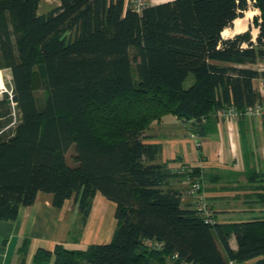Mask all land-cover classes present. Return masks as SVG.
Segmentation results:
<instances>
[{"label": "trees", "instance_id": "obj_1", "mask_svg": "<svg viewBox=\"0 0 264 264\" xmlns=\"http://www.w3.org/2000/svg\"><path fill=\"white\" fill-rule=\"evenodd\" d=\"M40 1L0 0V70L12 75L11 91L0 99V219H16L39 192L52 193L58 207L74 197L77 235L101 193L116 204L111 241L39 248L37 262L264 264V215L206 221L169 186L174 177L202 181L199 170L174 172L157 161L161 145L147 142L152 122L167 113L204 136L216 129L221 108L244 115L264 100L255 85L264 72L243 66L264 59V0H170L142 12L128 0H60L39 13ZM250 7L260 11L251 22L256 38L251 27L223 37ZM37 81L46 91L42 102ZM247 178L264 182V172L248 170ZM258 190L264 207V185ZM29 244L25 238L18 264Z\"/></svg>", "mask_w": 264, "mask_h": 264}, {"label": "crops", "instance_id": "obj_2", "mask_svg": "<svg viewBox=\"0 0 264 264\" xmlns=\"http://www.w3.org/2000/svg\"><path fill=\"white\" fill-rule=\"evenodd\" d=\"M165 1L170 0H148V4ZM243 66L264 72V59ZM255 85L264 99V78L256 79ZM215 125L213 132L199 136L189 121L169 114L152 122L147 142L161 145L157 161L166 163L174 172L184 165L199 170L203 194L217 223L227 225L263 216L264 207L256 199L257 191L250 188L254 182L249 181L247 172H264V115L219 118ZM189 184L187 176L174 177L169 182V186L181 191L184 205H193L187 194ZM115 210L116 204L98 193L82 232L72 239L70 232L80 228L75 198L58 207L53 204L52 193L39 192L33 204L20 207L16 219H0V264H18L19 248L25 238L30 241L25 264H53L54 258L37 262L35 255L39 248L53 250L58 243L85 249L92 243L109 242L117 225ZM229 244L233 250L238 247L234 233ZM254 262L252 259L248 263Z\"/></svg>", "mask_w": 264, "mask_h": 264}, {"label": "rangeland", "instance_id": "obj_3", "mask_svg": "<svg viewBox=\"0 0 264 264\" xmlns=\"http://www.w3.org/2000/svg\"><path fill=\"white\" fill-rule=\"evenodd\" d=\"M59 2H60V0H41L40 3H39V13H46V12H48L53 7L57 6V4H59ZM258 14H260V11L258 9H254L253 7H250L244 13V16L241 17L242 20H243V22L246 24V29L245 30H247L248 28L251 27V31H252V34H253V37L254 38H256V36H257V34L259 32V29L254 24L251 25V22H252V19H253L254 15H258ZM234 27H235V25L233 23V25L231 27H229L230 28L229 29V32L227 34H225L223 37H225V38L232 37L235 33H238V32H234V29H235ZM1 80H2V82H1ZM193 81H194V76L192 74H190L188 76V78L186 79V81L184 83V86L185 87H189L193 83ZM0 82H1L0 99H2L3 98V95H4V93L6 91L7 92H10L11 91L12 75H11L10 69H8V68L1 69ZM35 94L37 96V99L40 102L44 101V98L46 96V91H45V89L41 86V84L38 81L35 83ZM169 114L170 113H167V114L163 115L162 118L164 116L169 115ZM16 121H17V119L14 120L13 123H15ZM73 153H74V147H72L71 149H69V151L67 152V160L71 164L74 163V161L72 159ZM260 185H264V182H254L253 184L250 185V188L255 189L258 192L259 191L258 190V187ZM75 234H76V229H73L70 232V235L72 237V235H75Z\"/></svg>", "mask_w": 264, "mask_h": 264}, {"label": "built area", "instance_id": "obj_4", "mask_svg": "<svg viewBox=\"0 0 264 264\" xmlns=\"http://www.w3.org/2000/svg\"><path fill=\"white\" fill-rule=\"evenodd\" d=\"M131 7L137 12H142V10L147 6L148 0H128ZM218 116L221 118H237L241 113L234 107H224L218 111ZM244 115L247 116H262L264 115V100L257 102L254 105H249L243 111ZM187 194L192 197L193 205L201 210L206 218V221H213L214 216L209 203L207 202L203 191H202V181L197 178H191L190 184L187 189ZM229 264H242L237 260L230 259ZM181 264H195L188 261H183Z\"/></svg>", "mask_w": 264, "mask_h": 264}, {"label": "bare ground", "instance_id": "obj_5", "mask_svg": "<svg viewBox=\"0 0 264 264\" xmlns=\"http://www.w3.org/2000/svg\"><path fill=\"white\" fill-rule=\"evenodd\" d=\"M251 14V13H250ZM249 15V14H248ZM234 25H235V29H234V32H242L246 29V24L243 22L242 18L241 17H237L235 20H234ZM229 27L225 28L223 31H222V35L224 36L225 34H227L229 32ZM0 78H1V70H0ZM2 82V80H1Z\"/></svg>", "mask_w": 264, "mask_h": 264}]
</instances>
